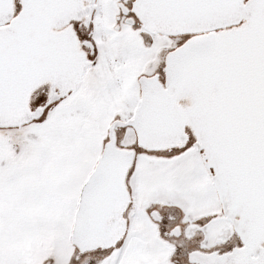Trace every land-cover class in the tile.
<instances>
[{"label":"snow or ice","instance_id":"obj_1","mask_svg":"<svg viewBox=\"0 0 264 264\" xmlns=\"http://www.w3.org/2000/svg\"><path fill=\"white\" fill-rule=\"evenodd\" d=\"M0 264H264V0H0Z\"/></svg>","mask_w":264,"mask_h":264}]
</instances>
